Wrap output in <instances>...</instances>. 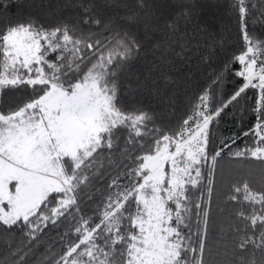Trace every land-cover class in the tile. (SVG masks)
I'll return each mask as SVG.
<instances>
[{"label": "snow or ice", "instance_id": "1", "mask_svg": "<svg viewBox=\"0 0 264 264\" xmlns=\"http://www.w3.org/2000/svg\"><path fill=\"white\" fill-rule=\"evenodd\" d=\"M173 6L178 11L164 17L155 0H57L61 12H78L57 17L50 10L55 22L48 23L5 18L0 0V247L7 250L0 264L9 256L26 264L42 236L61 226L60 252L50 250L40 264H208L220 161H255L264 172V38L254 29L264 20L250 28L257 5L231 0L243 43L219 60L211 84L218 88L229 76L240 84L226 99L205 87L175 126L157 125L126 100L149 79L175 85L169 73L191 57L194 5ZM197 27L213 41H205L199 61L216 62L215 47L225 50L227 39ZM149 52L142 81L130 69ZM249 91L254 123L220 135L217 145L222 114L237 105L246 111ZM93 180L107 185L99 203L92 191L81 196ZM85 198L95 207L83 208ZM228 201L237 205V223L229 226L234 242L223 264H264V175L259 188L237 179Z\"/></svg>", "mask_w": 264, "mask_h": 264}, {"label": "trees", "instance_id": "2", "mask_svg": "<svg viewBox=\"0 0 264 264\" xmlns=\"http://www.w3.org/2000/svg\"><path fill=\"white\" fill-rule=\"evenodd\" d=\"M186 2L194 5L192 22L187 29L189 35L192 36L191 57L187 63L177 60V67L169 73V76L175 80V85L166 87L163 80L156 79L155 83H153V80L149 79L147 87L140 88L135 95L128 96L126 100L127 104H134L136 107L154 115L157 125L161 121L166 124L171 121V125L175 126L176 122L188 112L190 99L205 87L211 85L214 90L222 93L223 98L226 99L241 82L239 78L229 76L226 82L218 88L211 84L214 71L219 67V60L236 50L243 43L239 38L237 17L230 8L231 0H186ZM247 2L249 5L253 3L257 5L256 8L251 10L252 15L249 17V27L253 28L252 21L264 20V16H261L260 8L264 0H247ZM4 3L8 6V11L4 13V16L13 21L34 16L41 21L52 23L55 20L53 19V12L50 10H55L54 15L57 17H71L78 12V9L71 8L61 12L57 9V0H4ZM155 3L164 17H171L178 11L173 6V0H155ZM104 10L107 13L116 11L113 8H105ZM2 11L3 9H0V12ZM197 25L207 26L210 31L216 33L217 39L221 35L227 39L225 50L221 51L219 46L215 47L219 56L214 63H201L198 59L206 51L208 44L213 43V41L201 33ZM254 29L259 36L264 38V23H256ZM194 31L195 35H192ZM206 40L208 44L205 43ZM151 58V52L147 54V59L144 58L142 53L141 59L133 62L130 69L131 73H134L135 77L143 81L148 75ZM159 75L155 71L152 72L153 78H158ZM126 80L127 77H122V84ZM131 82L134 84L135 80ZM156 88L161 90L160 95H164L168 99L162 102L155 91ZM248 96L253 99L248 101L246 111L241 113L239 111L240 106L237 105L230 107L225 114H222L216 139L217 145H219L220 135L228 137L233 133L238 134L247 130L254 123L255 117L251 108L254 104L255 91H249ZM240 144L243 146L242 141ZM262 175H264V172H262L261 166L255 161H238L231 157H226L220 161L216 171L215 190L210 209L211 217L216 227L209 235L207 241L205 259L208 264H223L225 249H231L233 246L234 235L229 226L237 223L234 217L237 205L228 201L230 185L237 179L244 177L252 180L254 186L259 188ZM92 183L94 187L85 188L81 192V196H84L88 191H92L93 198L99 203L101 193L105 192L107 185L104 180L98 182L93 180ZM82 207L91 209L95 207V204L85 198ZM64 231L65 228L61 226L43 235L41 242L25 258L26 264H40L50 250H55V252L59 253L60 248L57 247V243L59 236ZM5 255H7L6 248L0 247V258ZM256 258L259 261V255ZM14 260L15 257L9 256L8 264H12Z\"/></svg>", "mask_w": 264, "mask_h": 264}]
</instances>
